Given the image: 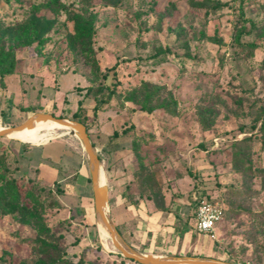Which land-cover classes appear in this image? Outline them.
Segmentation results:
<instances>
[{"label":"rangeland","instance_id":"1","mask_svg":"<svg viewBox=\"0 0 264 264\" xmlns=\"http://www.w3.org/2000/svg\"><path fill=\"white\" fill-rule=\"evenodd\" d=\"M74 13L93 23L90 55ZM0 24V49L14 60L0 73V127L37 112L75 119L86 105L110 214L131 245L264 264V0H0ZM111 66L115 93L94 112ZM147 83L162 88L151 103L174 113L141 108ZM56 134L42 144L0 137V182H16L29 205L31 191L42 202L35 219L0 205V264H40L43 227L63 236L75 262L140 264L101 236L81 140L68 128ZM212 199L224 217L216 237H204L196 203ZM177 213L189 220L176 226ZM183 229L194 233L191 247ZM166 234L169 251L153 249Z\"/></svg>","mask_w":264,"mask_h":264},{"label":"trees","instance_id":"2","mask_svg":"<svg viewBox=\"0 0 264 264\" xmlns=\"http://www.w3.org/2000/svg\"><path fill=\"white\" fill-rule=\"evenodd\" d=\"M49 0H46L48 3ZM54 3L57 0H50ZM87 3L90 0H85ZM103 3L106 4H112L115 2V0H102ZM35 8L39 9V4H35ZM73 19L75 22V38L76 40L81 44V47L83 50L90 55L92 52L91 50V37L94 32L93 29V23L91 19L79 14L74 13ZM1 25V24H0ZM14 60L12 57V54L10 51L5 50L4 48L0 49V73L4 72V70L8 67L11 68L13 66ZM11 65V66H10ZM115 66H111L107 68V70L103 73V79L104 82L102 84V94L100 97H96V104L93 106V111L97 112L98 109H100L101 105L109 103L112 100V97L115 93V86L114 84L107 83V80L109 78H115L116 77V70ZM151 84H145L144 85V91H145V98L143 100V105L141 108L143 110L152 111L156 108H162L166 111H170L172 113L175 112V110L165 102H160L157 105H153L151 103V100L162 90V88L154 87V90H149ZM133 99L137 101L136 95L133 94ZM74 118L80 122H82L86 127L87 130L89 128V108L81 104L78 107V110L74 113ZM260 128L262 129V133L258 137L262 149H264V122H262ZM244 142H248V140H253V136L250 135L248 137H244L242 139ZM246 148H249V144H246ZM246 151L242 148H238L236 146V162L237 164L244 163L247 158H245ZM250 166V164H249ZM249 169H251L249 167ZM256 174L257 175H263L264 176V168H256ZM3 178L0 176V181H2ZM28 198L31 202L29 205V202L27 200H23L22 198V191L19 189V186L16 182H13L12 180L6 181V182H0V205L7 208L11 212L17 211L20 215L24 217H31L36 218L37 217V210L41 206L42 202L39 200L37 194H35V191H31L28 194ZM215 202L214 199L209 200ZM189 219L186 218V221ZM115 222V221H114ZM119 232L123 235L124 232L120 229V227L115 222ZM43 233L46 238H38L36 239L35 247L41 253V260L40 264H97L94 261L90 262H83L82 259H80L78 262L73 261L69 256H66V253L64 250L60 248V244L64 242V238L61 235H56L53 232H51L48 228L43 227Z\"/></svg>","mask_w":264,"mask_h":264},{"label":"water","instance_id":"3","mask_svg":"<svg viewBox=\"0 0 264 264\" xmlns=\"http://www.w3.org/2000/svg\"><path fill=\"white\" fill-rule=\"evenodd\" d=\"M42 117L49 118L50 120H53L58 123L60 126L68 128L71 134L78 136L81 140L82 146L84 147V150L87 153L90 164L97 222L99 224V220H102L105 223L114 246L121 252L123 256L128 259L134 260L140 264H238L232 261L210 256L152 255L146 254L136 249L119 232L111 217L109 210L108 186L105 196L102 192L101 174H103L105 177L106 175L98 153V148L93 143L90 134L87 130V127L82 122L76 119L59 117L52 113L37 112L19 125L5 127L1 129L0 137L7 136L13 131L24 129L35 121L41 119Z\"/></svg>","mask_w":264,"mask_h":264},{"label":"bare ground","instance_id":"4","mask_svg":"<svg viewBox=\"0 0 264 264\" xmlns=\"http://www.w3.org/2000/svg\"><path fill=\"white\" fill-rule=\"evenodd\" d=\"M63 128L66 127L60 126L58 123H56L53 120H50L49 118L42 117L41 119L29 125L28 127L21 130L13 131L9 133L7 136L10 138L22 140L26 143L42 144L46 139L49 140L51 138L54 137L56 138L60 136L62 133L56 134L57 130ZM1 129L3 128L0 127V130ZM101 186H102L103 195L105 196L107 191V183H106V177L103 174H101ZM98 225L101 236L107 241L111 239L110 233L105 223L102 220H99Z\"/></svg>","mask_w":264,"mask_h":264},{"label":"built area","instance_id":"5","mask_svg":"<svg viewBox=\"0 0 264 264\" xmlns=\"http://www.w3.org/2000/svg\"><path fill=\"white\" fill-rule=\"evenodd\" d=\"M196 228L199 232L216 237L218 224L224 217L223 206L219 202L209 200L196 203Z\"/></svg>","mask_w":264,"mask_h":264},{"label":"crops","instance_id":"6","mask_svg":"<svg viewBox=\"0 0 264 264\" xmlns=\"http://www.w3.org/2000/svg\"><path fill=\"white\" fill-rule=\"evenodd\" d=\"M181 217H183V216H181V214H179V213H177L176 214V222H174V224L176 225V226H180V223L181 222H184L185 223V221H186V218L187 217H183L184 219H185V221L183 220H181L180 218ZM177 221H180V223L179 222H177ZM167 222H170V221H167ZM187 222V221H186ZM129 224V223H128ZM130 225V224H129ZM138 226H139V223H138ZM137 229H139V228H137ZM137 229L135 230V234H137ZM183 231L184 232H180V236H179V238L181 239V236H184V238L186 239L187 238V240L186 241H188L189 242V246L191 247L192 246V241L194 240V238H195V236H194V233H192V231H190V230H185V229H183ZM134 232V231H133ZM132 233V231H130V234ZM160 235H161V233H159ZM199 234H202L204 237L205 236H208L207 234H205V233H202V232H199ZM126 238V237H125ZM127 239V238H126ZM127 241H128V239H127ZM129 242V241H128ZM133 246V245H132ZM169 247V244H168V241H167V234L165 235V237H163V236H159V240H158V242L156 243V245H154V248L153 249H157V250H159V251H161V252H163V251H169L167 248ZM176 248V251H171V253H175V254H177V255H181L182 254V252H181V248H180V245H178L177 247H175ZM163 255V254H162Z\"/></svg>","mask_w":264,"mask_h":264}]
</instances>
